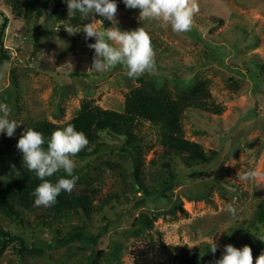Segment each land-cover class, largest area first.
<instances>
[{
    "label": "rangeland",
    "instance_id": "rangeland-1",
    "mask_svg": "<svg viewBox=\"0 0 264 264\" xmlns=\"http://www.w3.org/2000/svg\"><path fill=\"white\" fill-rule=\"evenodd\" d=\"M8 1L0 0V46L6 55L0 56V102L12 107L10 118L20 126L10 138L0 133L1 178L15 171L12 165L21 166L16 145L29 123L64 125L86 101L122 112L126 94L143 83L173 100L204 105L182 112L181 129L183 138L198 144L209 161L187 169L174 156L162 159L157 133L146 122L139 127L145 148L135 171L132 158L120 151L122 140L102 134L104 151L87 160L75 158L74 175L90 177L84 180L89 210L39 207L60 236L82 230L95 242L67 239L19 260V242L10 239L2 245L0 240V264H133L132 251L156 243L159 236L175 248L172 264H213L219 258L202 252L212 240L221 256L227 244L248 245L255 264L264 252V224L256 220L259 205H264V0H197L193 33L173 32L161 20L141 18L139 9L116 0V27H143L156 43L157 71L139 78H129L120 65L102 73L88 71L94 50L87 45L95 40L81 31L87 24L79 12L68 15L66 0L58 18L38 10L24 12V0H17L21 13L16 14ZM89 16L88 24L98 31L112 27L103 17ZM72 18L80 24L74 25ZM72 29L80 32L69 34ZM209 45L223 46L221 62ZM250 172L256 175L241 178ZM171 174L176 184L167 199L143 196L142 188L159 189ZM57 175L66 176L61 170L48 179L63 178ZM229 206L235 215L227 211ZM25 219L34 226L35 214ZM0 227L13 239L21 237L27 248L56 238L51 228L26 229L1 210ZM187 251L197 255L185 258Z\"/></svg>",
    "mask_w": 264,
    "mask_h": 264
},
{
    "label": "trees",
    "instance_id": "trees-1",
    "mask_svg": "<svg viewBox=\"0 0 264 264\" xmlns=\"http://www.w3.org/2000/svg\"><path fill=\"white\" fill-rule=\"evenodd\" d=\"M8 2L12 8H15L16 14L21 13V10L17 7L20 4L19 1L9 0ZM23 5V11L26 13L31 14L33 10H38L39 14L47 12L48 15L57 18L63 15L65 11L62 0H24ZM84 20L83 23L88 24L90 16ZM70 21L74 25L80 24L77 18H72ZM5 27L6 21L2 24L1 31ZM191 32L193 33L194 31L192 30ZM152 45L155 48L156 43L152 41ZM209 46L212 49V56L221 62L225 56L223 46L219 45L215 48L211 47V45ZM0 56L3 58L6 56L2 45L0 46ZM203 106L202 103L197 101L173 100L170 95L159 92L151 83H143L139 88L133 89L126 94L122 112L103 110L93 104L92 101H86L81 104L77 116L64 125H55L42 120L29 123L27 128L31 127L42 132L45 138L48 139L56 129H62L68 124L75 125L76 130L83 131L89 140L87 148L75 157L78 160H87L96 157L101 151H104L106 145L99 142L102 134L120 138L123 142L120 151L132 158L135 171H137L140 164V155L145 148L139 127L147 122L157 133L158 144L162 149V159L174 156L181 160L187 169H192L195 166L206 164L209 159L198 144L191 143L183 138L181 115L187 107L201 109ZM18 158L22 161L21 152ZM21 167L22 164L16 167V169L21 170L20 175H17L16 171H13L11 175L0 177V210L7 216L15 218L26 229L38 227L51 228L56 238L54 242L47 243L43 247L27 248L21 237H14L13 239L8 232H5L0 227V240L2 245L8 243L10 239L17 240L19 242L17 259L20 260L24 254L40 253L43 250L50 251L55 246L64 244L67 239H76L81 242L82 240L95 242L94 238L90 237L86 239L82 230L74 231L67 238L60 236L58 227L49 221L47 217L49 215L34 204V196L32 193L41 183L40 179L36 176L35 172L29 171L25 167L21 169ZM57 176L68 178L65 175ZM134 177L136 178L135 173ZM88 178L90 179L87 175L79 176L74 190L71 193L62 192L57 197V203L53 207H71L87 212L91 203L89 192L86 188L88 183L84 180ZM175 184L176 175H168L167 179L160 183L159 189L148 191V189L142 188L143 196L167 199L168 192L173 189ZM114 196L112 194L106 197V200H112ZM29 214H33V217L35 214L34 226H31L30 222L25 219V216ZM256 220L258 223L264 224V205H259ZM202 252L221 258V253L216 251L213 254L210 251V247L203 248ZM131 254L133 256V264H172L176 256L175 248L167 245L160 236L156 243H150L136 248ZM186 254L185 258L197 255L194 252L188 253V251Z\"/></svg>",
    "mask_w": 264,
    "mask_h": 264
},
{
    "label": "clouds",
    "instance_id": "clouds-1",
    "mask_svg": "<svg viewBox=\"0 0 264 264\" xmlns=\"http://www.w3.org/2000/svg\"><path fill=\"white\" fill-rule=\"evenodd\" d=\"M127 9H139L141 18L159 19L169 25L173 32L187 33L192 30L194 16L199 12L197 0H122ZM68 15L79 12L82 17L98 15L111 22L112 27L98 31L94 25L87 24L83 31L86 39L95 43L87 47L94 50L91 67L88 71L105 72L117 65L126 70L129 78H139L145 73L157 71L155 51L150 34L143 28L121 31L116 25L118 4L116 0H66ZM102 25V21H100ZM76 29L69 34L78 33ZM70 66V65H69ZM71 67V66H70ZM13 109L7 103L0 102V133L12 137L20 126L11 119ZM89 140L83 131H77L75 125L68 124L58 128L46 139L44 134L34 128H25L17 149L22 154V167L35 172L41 183L34 189V204L37 207H52L62 193H71L79 179L74 175L77 168L75 157L87 148ZM17 175L21 170L12 165ZM68 178L53 182L48 179L59 171ZM255 172L247 173L242 179L254 177ZM227 211L235 215L236 209L229 206ZM219 245L212 240L210 251L215 254ZM213 264H253L252 249L248 245L236 248L227 244L221 258ZM255 264H264V252L255 260Z\"/></svg>",
    "mask_w": 264,
    "mask_h": 264
}]
</instances>
